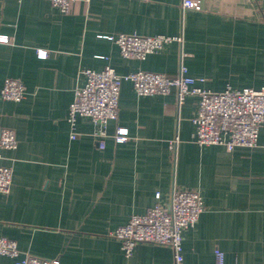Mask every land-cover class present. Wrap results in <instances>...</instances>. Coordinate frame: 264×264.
Wrapping results in <instances>:
<instances>
[{
    "label": "crops",
    "instance_id": "0c3cea01",
    "mask_svg": "<svg viewBox=\"0 0 264 264\" xmlns=\"http://www.w3.org/2000/svg\"><path fill=\"white\" fill-rule=\"evenodd\" d=\"M201 2L195 11L183 0H92L63 13L49 0H0V35L9 38L0 43V90L6 77L26 87L21 102L0 93V131L11 127L18 137L15 149L2 150L13 180L0 193V237L21 251L0 254V264H19L25 253L61 264H173L171 247L138 243L127 257L109 232L158 203L170 207L183 188L198 190L205 205L184 233L183 264H216V247L225 264H264V125L255 147L200 145L192 121L198 96L179 102L175 89L143 96L124 80L106 146L88 117L78 118L71 138L67 116L85 68L175 75L185 65L214 91L264 87V0ZM119 33L183 42L138 60L108 38ZM118 127L128 129L127 140H116Z\"/></svg>",
    "mask_w": 264,
    "mask_h": 264
},
{
    "label": "built area",
    "instance_id": "2783aa9c",
    "mask_svg": "<svg viewBox=\"0 0 264 264\" xmlns=\"http://www.w3.org/2000/svg\"><path fill=\"white\" fill-rule=\"evenodd\" d=\"M63 13H68L74 2L90 3L92 0H49ZM251 1V0H248ZM183 8L202 10L201 0H183ZM119 46L122 56L144 60L151 53L161 51L166 45L178 41L182 36L165 34L142 35L119 33L108 36ZM9 38L0 35V43H8ZM47 57V51H39ZM86 81L77 86L74 99L69 106L67 121L71 127V138L77 137L79 117H88L95 126L93 135L99 147L106 146L104 138L110 121L118 119L121 87L129 80L139 95H168L175 89L177 99L182 102L189 95L199 97L196 114L192 118L195 125V138L200 145H220L228 151L236 147H255L259 142L260 130L264 125V87L243 89L226 87L214 91L197 85V78L188 74L181 65L175 75L164 72L138 69L126 75L116 72L106 65L102 70L83 69ZM201 80V79H200ZM5 100L21 102L25 98L26 87L23 81L6 77L0 90ZM128 129L118 127L115 138L118 142L127 140ZM178 138L171 143L172 147ZM174 143V144H173ZM18 137L15 129L4 127L0 131V193L11 190L13 169L2 163V150L15 149ZM160 194H158V197ZM205 209L204 199L196 189H177L171 197L170 207L156 204L143 214H134L130 220L109 235L120 240L127 257L131 256L138 243H155L171 247L173 264L184 263V233L198 222ZM0 254L11 257L21 255L17 241L0 237ZM216 264H225V253L215 248ZM19 264H61L60 258L42 257L30 253L23 254Z\"/></svg>",
    "mask_w": 264,
    "mask_h": 264
}]
</instances>
